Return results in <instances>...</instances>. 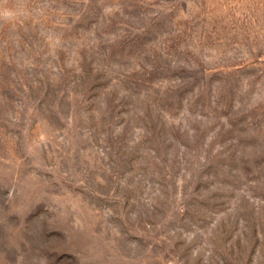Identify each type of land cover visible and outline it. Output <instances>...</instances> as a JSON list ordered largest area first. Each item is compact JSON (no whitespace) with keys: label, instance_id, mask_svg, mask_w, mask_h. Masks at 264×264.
Instances as JSON below:
<instances>
[{"label":"rangeland","instance_id":"1","mask_svg":"<svg viewBox=\"0 0 264 264\" xmlns=\"http://www.w3.org/2000/svg\"><path fill=\"white\" fill-rule=\"evenodd\" d=\"M0 264H264V0H0Z\"/></svg>","mask_w":264,"mask_h":264}]
</instances>
